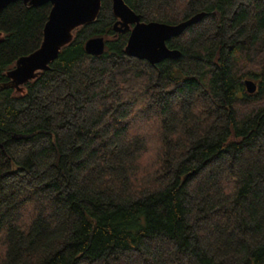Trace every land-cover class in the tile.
<instances>
[{
    "label": "trees",
    "instance_id": "1",
    "mask_svg": "<svg viewBox=\"0 0 264 264\" xmlns=\"http://www.w3.org/2000/svg\"><path fill=\"white\" fill-rule=\"evenodd\" d=\"M124 2L145 23L206 15L151 65L101 0L16 90L51 6L0 13V264H264V0Z\"/></svg>",
    "mask_w": 264,
    "mask_h": 264
},
{
    "label": "water",
    "instance_id": "2",
    "mask_svg": "<svg viewBox=\"0 0 264 264\" xmlns=\"http://www.w3.org/2000/svg\"><path fill=\"white\" fill-rule=\"evenodd\" d=\"M22 2L29 7L38 8L50 4L48 19L43 28L42 43L33 53L20 57L14 67L7 72L10 87L18 90L39 74L49 69V64L59 55L74 37V31L94 22L100 12L101 0H0V13L10 4ZM112 12L116 19L113 31L116 34L129 33L124 52L129 57L146 60L151 65L166 59L179 57L177 50H170L166 42L181 35L185 29L200 22L205 13H198L176 25L159 22L145 23L124 0H111ZM1 41V37H0ZM105 41L94 37L86 41L85 52L92 56L102 55ZM249 94L255 93L254 82H244Z\"/></svg>",
    "mask_w": 264,
    "mask_h": 264
}]
</instances>
